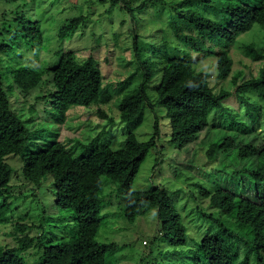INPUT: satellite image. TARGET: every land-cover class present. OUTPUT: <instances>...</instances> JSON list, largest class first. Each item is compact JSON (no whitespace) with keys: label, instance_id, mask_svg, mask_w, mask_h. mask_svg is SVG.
I'll use <instances>...</instances> for the list:
<instances>
[{"label":"rangeland","instance_id":"obj_1","mask_svg":"<svg viewBox=\"0 0 264 264\" xmlns=\"http://www.w3.org/2000/svg\"><path fill=\"white\" fill-rule=\"evenodd\" d=\"M123 1L131 8L141 2ZM219 1L264 4V0ZM199 4L197 0H147L141 9L133 10L131 16L120 2L110 7V0H0V28L2 25L13 27L16 25L13 19L20 15L25 20H37L41 30L35 55L30 45L22 43L13 46L15 52L12 54H0L5 92L10 106L22 111L23 120L37 127L44 124L40 123L45 118L41 110L43 104L38 99L44 93L43 88L50 84L47 69L56 64L59 55L66 51L72 52L79 61L90 56L99 69L100 87L109 94L104 103L93 101L86 105H73L66 110L57 130V139L71 149L73 155L79 154L81 147L78 143L87 144L91 140L94 146L106 144L111 149H118L123 146L128 132L138 140L146 141L153 134V118L156 116L153 143L137 163L130 189L125 193L117 191L113 184L103 179L101 219L96 239L112 242L116 247L104 255L105 264H192L190 250L206 232H214L221 241L232 238V252L240 260L254 233L247 223H234L235 209L229 215H219L206 194L198 190L208 193L225 190L233 195L234 208L239 198L248 197L250 202H255V191L246 175L247 169L253 167L246 162L253 157L240 159L236 153L242 143L256 145L264 135V101L256 98L252 89L240 86L244 79L257 78L264 65V27L253 24L249 30L235 36L227 50L232 61L231 71L223 80L215 78L213 56L201 57L189 51L193 69L208 73L207 82L212 90L229 92L218 109L209 113L208 125L197 133L193 141L183 146L170 141L168 119L163 108L154 104V86L160 76V66L156 63H153L152 78L145 85L151 106L143 107L136 122H122L118 117L119 99L136 89L141 79L132 55L134 33L152 61L162 57L166 52L163 47L167 45L169 55L174 48L178 50L174 55H180V45L167 24L170 7L188 6L201 13L205 11L210 18H218L219 14L214 9L201 10ZM78 15L83 19L77 31L59 38L57 29L66 19ZM183 32L187 30L183 29ZM247 45H251L256 54L246 52ZM19 65L26 69L18 70ZM30 66L36 67L34 72L27 70ZM98 110L105 116L97 113ZM27 128L30 132L34 129L30 124ZM225 137L231 138L232 145L225 152L218 150L214 158L208 160L205 149ZM39 143L34 134L24 151L35 150ZM5 160L11 168L9 191L12 198L8 221L0 224V247L15 244L14 238L22 234L37 236L42 232L41 227L45 228L44 237L49 233L59 238L66 236L72 225L75 228L74 221L66 218V211L55 207L49 176L38 187L34 186L23 179L18 155L9 154ZM160 191L168 196L172 209L184 226L183 245L168 244L159 232L156 203ZM203 214H211L217 224L204 219ZM61 222L67 224L63 227L66 231L60 227ZM15 224L28 227L21 232ZM38 253L31 246L22 255L29 264L37 260ZM246 264H253L250 253Z\"/></svg>","mask_w":264,"mask_h":264},{"label":"trees","instance_id":"obj_2","mask_svg":"<svg viewBox=\"0 0 264 264\" xmlns=\"http://www.w3.org/2000/svg\"><path fill=\"white\" fill-rule=\"evenodd\" d=\"M197 1L200 2L201 10L212 8L219 15L218 18H210L205 11L201 13L192 7H170L167 24L180 45V55H174L178 53L175 48L169 55L167 45L163 47L166 52L162 57L152 61L145 54L134 33L132 55L141 79L136 89L124 94L117 103L119 120L136 122L143 107L151 106L145 85L151 80L153 63H156L160 66V76L154 86V104L163 108L168 119L170 141L177 146L193 141L197 133L208 125L209 113L218 109L221 101L229 95L226 90H212L207 82L208 73L193 69L189 51H194L201 57L213 56L215 78L223 80L231 71L232 61L227 50L235 36L249 30L253 24L264 27L262 3ZM118 2L122 3L132 16L133 10L141 9L147 0H141L133 8L127 7L128 4L123 0H110V7ZM82 19V15L66 19L57 29L58 37L62 39L72 35L77 31ZM13 21L16 22L13 27L2 25L0 28V54L10 55L15 52L13 46L22 43L30 45L29 48L35 55L41 37L38 21L25 20L20 15ZM183 29L187 32H183ZM245 48L246 52L256 54L251 45ZM23 68L26 69L23 65L18 66V70ZM35 69L36 67L30 66L27 70L34 72ZM47 70L50 73V84L43 88L44 93L38 99L43 104L41 110L46 119L41 120L40 123L44 124L37 127L22 119L21 110L17 111L10 106L0 65V224L8 221L10 211L11 168L5 156L11 154L19 156L21 174L26 182L38 187L46 176L50 177L55 197L54 205L66 211V218L74 221L75 228L74 225L69 228L66 239H63L66 236L59 238L51 236L48 232L49 236L44 237L46 232L42 227V232L37 236H16L15 244L0 247V264H28L22 253L31 246L39 253L35 258L37 260L29 264H105L104 255L116 247L112 242L96 239L101 219L103 179L113 184L117 191L125 193L130 189L137 163L147 147L153 143L157 119L154 115V131L146 141H140L133 133L128 132L124 137L123 146L118 149H111L106 144L94 146L91 140L87 144L78 143L81 147L79 154L73 155L72 150L67 149L65 144L57 139V130L65 118L66 110L70 106L86 105L93 101L104 103L109 99V94L105 88L100 87L99 69L90 56L79 61L72 52L66 51L61 53L56 64ZM240 86L252 89L256 98L264 101V65L257 78L244 79ZM97 113L105 116L99 110ZM27 124L34 127L32 132L27 128ZM45 126L50 128L46 129ZM34 134L40 143L33 151H24ZM231 145V138L225 137L220 142L209 144L204 151L205 156L210 160L218 150L225 152ZM236 155L240 159L253 157L246 162L253 167L245 169L255 191L254 203L250 202L248 197L239 198L234 208L233 195L225 190L212 193L201 189L198 191L206 194L219 215H229L235 209L234 223H247L254 230L250 244L244 247L242 258L237 260L236 254L232 252V238L221 241L214 232H206L197 241L195 248L190 250L192 264H246L249 253L252 255L253 264H264V135L256 145L242 143ZM172 208L168 196L160 191L156 203L159 232L168 244L183 245L184 226ZM202 216L217 224L211 214ZM61 223L62 229L67 226L65 222ZM15 227L23 232L28 226L15 224Z\"/></svg>","mask_w":264,"mask_h":264}]
</instances>
